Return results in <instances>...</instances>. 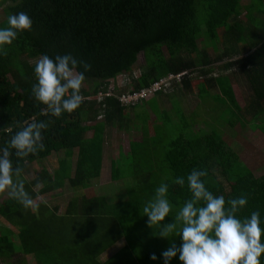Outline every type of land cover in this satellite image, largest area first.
<instances>
[{
	"label": "trees",
	"instance_id": "16d2710c",
	"mask_svg": "<svg viewBox=\"0 0 264 264\" xmlns=\"http://www.w3.org/2000/svg\"><path fill=\"white\" fill-rule=\"evenodd\" d=\"M0 9V27L7 26L9 14L20 11L33 22L30 32L6 46L8 55L0 56V148L25 121H51L43 133V151L23 159L14 153L11 157L22 172L30 163L39 164L29 181L20 177L39 206L26 210L9 196L0 201V216L15 227L18 241L16 246L8 230L0 235L1 262L18 252L32 254L38 264H105L100 255L123 240L106 264H163L161 252L170 242L179 246L181 240L160 238L157 227H148L143 205L160 183H168L173 210L165 222H171L190 198L186 177L193 168L207 172L202 178L205 186L226 202L247 195L248 204L238 216L258 209L264 228V173L256 175L216 128L193 131L195 121L188 122L183 109H176L177 121L160 113L152 130L145 114L140 115L141 139L129 140L128 152L120 151L109 163L111 179L124 181L122 194L72 196L61 211L38 198L58 193L65 185L88 188L99 176L105 126L117 122L120 127L127 109L138 104L125 107L114 96L97 104L92 96L122 72L131 76L128 88L139 89L160 76L185 71L181 82L165 93L176 97L195 90L189 75L199 71L207 78V88L219 86L238 111L264 124V0L247 5L241 0H0ZM69 53L91 65L81 88L84 102L60 118L44 115L45 106L31 95L34 61L41 54L55 58ZM140 54L143 61L138 64ZM134 65L140 72L136 77L130 74ZM233 69L251 88L245 106H238L232 83L226 82ZM59 150L63 156L50 172L41 160ZM177 176L185 177L184 186L172 183ZM37 180L44 183L33 190ZM261 239L264 242V235ZM152 253L156 260L149 258ZM260 260L264 264V254ZM169 264H181L178 254Z\"/></svg>",
	"mask_w": 264,
	"mask_h": 264
},
{
	"label": "clouds",
	"instance_id": "9594fccd",
	"mask_svg": "<svg viewBox=\"0 0 264 264\" xmlns=\"http://www.w3.org/2000/svg\"><path fill=\"white\" fill-rule=\"evenodd\" d=\"M32 19L24 11L9 14L6 27H0V56H7L8 45L18 35L32 30ZM35 83L31 95L45 107L44 115L60 118L64 113H72L84 102L81 88L87 79L85 72L91 65L78 60L73 55H56L55 58L41 54L34 61ZM83 68V71L79 70ZM51 121L31 119L25 121L14 135L0 148V194H7L23 208L36 210L37 202L26 191L20 179L23 169L14 167L13 153L18 159L36 155L43 151V133ZM9 131H11L9 129ZM207 176L203 169L193 168L186 177L190 198L176 212L171 222H165L173 210L168 199L169 184L160 183L152 197L143 205V215L150 228L157 227L160 238L179 237V246H170L161 252L163 264H169L178 254L181 264H261L264 254V228L261 227L260 211H252L250 216L239 217L238 213L248 204L247 195H240L226 202L223 195L216 196L205 186L202 179ZM37 180V186L43 185ZM172 183L184 186L185 177L172 178ZM156 260L152 253L149 257Z\"/></svg>",
	"mask_w": 264,
	"mask_h": 264
},
{
	"label": "rangeland",
	"instance_id": "374dc122",
	"mask_svg": "<svg viewBox=\"0 0 264 264\" xmlns=\"http://www.w3.org/2000/svg\"><path fill=\"white\" fill-rule=\"evenodd\" d=\"M250 3V0H241L242 5H247ZM244 15V14H243ZM4 18V15L0 9V21ZM242 20L246 19L242 16ZM143 61L142 57H139L138 64H141ZM137 64V65H138ZM130 74L139 75L138 68L136 65L132 68ZM129 74L128 72H126ZM213 75H217V71L214 70ZM232 73V74H231ZM202 73L199 71H195L189 75L191 77L193 84L195 86V90L202 95L203 97L200 100V96L196 97V91L194 90L189 94L187 100L185 101L187 104V108L192 110L190 113L185 116L188 119V122H194L193 131L196 130L201 132H205L206 130H210L212 128L217 129V133H222L223 137L227 139L229 144L238 151L241 159L245 164L256 174L261 175L264 173V124H261L260 121L257 120V124L251 121V117L245 115L244 111H238V108L233 106L231 101L228 99L220 87L213 86L211 88H207L204 79H207L205 75H201ZM230 76L226 78V82L229 81L232 83L233 91L235 94V99L238 106H245L248 102V97L251 95V88L246 81L245 77L236 72L234 69L229 72ZM205 77V78H204ZM122 78L112 79L114 83L122 84ZM86 83L83 85L85 86ZM170 92V91H168ZM167 92V93H168ZM219 96V98H218ZM165 101L168 102L166 99ZM151 104V103H149ZM176 106V104H175ZM181 108L177 107V110ZM173 110H176L174 107ZM245 115V116H244ZM115 124V123H114ZM112 127L105 126L104 135H103V161L100 168V174L97 178L92 179L91 185L88 188L80 189V188H72L68 185H65L60 192H50L46 194L38 195V198L41 199L45 205L48 207H52L54 205L59 206L58 211L63 209L66 201L72 196H93L99 195L101 193L106 194L114 198L118 193H123L122 189V181L120 180H112L110 177V160H115L118 158V147H121L123 152H127L129 149V140H138L140 133L136 132L135 129H132L125 134L122 129L116 127V124ZM234 125V126H230ZM254 127V128H253ZM108 129V133H107ZM253 129H258L259 131H253ZM114 130V135L113 131ZM121 130V131H118ZM116 131V133H115ZM90 131L86 132V136H90ZM132 138V139H131ZM241 149V150H240ZM75 150L73 151L72 160L74 159ZM63 153L61 150L57 152H52L48 157L41 160L42 164L47 168L48 171H52L56 166L57 161L62 158ZM39 169V164L30 163L22 172L23 180L29 181L34 174V171ZM39 186H32L33 190H36ZM8 195L0 194V201L5 199ZM122 196H118L120 198ZM35 201L37 198L34 199ZM9 238L14 242L17 246V237H16V229L12 225H10L4 218L0 216V235L3 233H7ZM123 245V240H119L112 247L107 249L104 253L100 255V260L105 262L108 260L110 255L113 254L118 248ZM21 260L22 262L18 261ZM0 264H38L34 259L32 254L25 253H15V257L6 261V263L1 262Z\"/></svg>",
	"mask_w": 264,
	"mask_h": 264
},
{
	"label": "crops",
	"instance_id": "0c3cea01",
	"mask_svg": "<svg viewBox=\"0 0 264 264\" xmlns=\"http://www.w3.org/2000/svg\"><path fill=\"white\" fill-rule=\"evenodd\" d=\"M132 71L133 72H137V71H134V70H132ZM138 73H140L139 69H138ZM192 92L193 91H189V92H187L184 95L183 94L177 95L178 97L177 96L176 97L175 96L174 97L173 96H168L165 93L160 94V95H158V94L154 95V96L148 98L147 100L141 102L140 104H138L134 108L127 109V111L125 113V118H122L119 121V126L120 127H118V123L117 122H113V124L115 123L116 127H118L119 129H122L125 132H127L125 134H128V132L131 130V128L135 129V133L136 132L140 133L139 139H138V140H140L141 139V134H142V117H143V116H140V115L145 114L144 117L147 118V120H146L147 126L151 130H152V125L153 124H158V122H160V120H158V117H159L158 115L160 113L162 114L163 112L164 113L167 112L168 115L171 116L172 120L177 121V114H180V113L176 112V110H173L174 107H176V109H177V107L183 109L182 110L183 112L185 110H186V112L188 111L187 114L190 113L192 110L189 111L185 101L187 100V97L189 96V94L192 93ZM195 93L197 94L196 97L200 96V94H201V93L198 92V90ZM202 95L199 97L200 100L203 97ZM166 99L168 100V102L165 101ZM149 103H151V104H149ZM175 104H176V106H175ZM112 126L113 125H110V126H107V127H112ZM112 131H113V135H114V130H112ZM118 131H121V130H118ZM107 133H108V129H107ZM115 133H116V131H115ZM118 150H119L118 153L120 151H122L121 147H118ZM123 153H125V152H123ZM101 160L103 161V150H102V159ZM102 161H101V164H102Z\"/></svg>",
	"mask_w": 264,
	"mask_h": 264
},
{
	"label": "built area",
	"instance_id": "2783aa9c",
	"mask_svg": "<svg viewBox=\"0 0 264 264\" xmlns=\"http://www.w3.org/2000/svg\"><path fill=\"white\" fill-rule=\"evenodd\" d=\"M185 71L177 73H168L166 75L160 76L149 85L141 87L139 89H129L128 84L130 83L131 76L126 72L119 73L115 78H122L121 83L117 84L109 79L108 85L104 91L98 90L92 98L95 99L98 104L105 96H114L118 103L125 107H132L136 104L147 100L148 98L156 95L159 92L166 93L171 91L173 85L181 82ZM133 76V75H132ZM138 75H134L136 77ZM113 78V79H115ZM90 98V97H88ZM103 106V104H101ZM102 114L98 113L96 119H101Z\"/></svg>",
	"mask_w": 264,
	"mask_h": 264
},
{
	"label": "water",
	"instance_id": "95a60500",
	"mask_svg": "<svg viewBox=\"0 0 264 264\" xmlns=\"http://www.w3.org/2000/svg\"><path fill=\"white\" fill-rule=\"evenodd\" d=\"M140 57H142V58H143V55H142V54H140Z\"/></svg>",
	"mask_w": 264,
	"mask_h": 264
}]
</instances>
